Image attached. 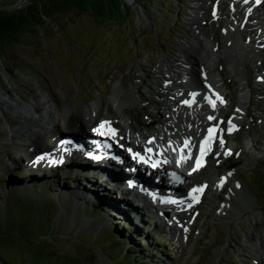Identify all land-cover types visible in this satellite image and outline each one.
Returning a JSON list of instances; mask_svg holds the SVG:
<instances>
[{
  "label": "rangeland",
  "instance_id": "374dc122",
  "mask_svg": "<svg viewBox=\"0 0 264 264\" xmlns=\"http://www.w3.org/2000/svg\"><path fill=\"white\" fill-rule=\"evenodd\" d=\"M1 1L0 7L11 8L26 0ZM126 1L130 7L125 16L107 22L79 11L67 18L53 13L49 26H40L36 44L15 43L0 53V258L5 261L0 264H262L264 244L255 241L264 233V124H257L254 131L258 148L247 143L243 127L233 140L244 163L232 178L254 195L257 209L237 219H215L216 204L224 193L217 198L208 193L186 239L162 226L152 214L145 212L137 219L130 209L125 211L128 217L110 208L115 202L127 209V203L118 202L122 191L110 193L112 183L99 186L84 178L81 171L91 168H72L81 162L72 160L63 163L62 169L44 173L28 172L34 143L25 130L32 131L33 140L43 148L54 144L51 137L56 133H82L86 126L90 130L88 109L96 103L104 106V110L98 107L96 120L108 114L115 117L117 110L110 104L114 90L116 98L125 101L128 88L145 75L144 65L158 70L163 56L177 53L181 42L192 38L196 28L190 25L191 19L197 17L199 29L210 38L212 30L221 26L219 21L208 20L210 0L202 1L207 7L203 13L192 8L195 0ZM141 15L149 23H143ZM220 17L223 20L224 15ZM223 77L225 97L234 105L239 99L237 82ZM254 78L253 74L248 77L250 82ZM144 87L145 83L143 92ZM258 101L251 104L253 116L264 114V101ZM146 110L154 111L153 105ZM72 112L80 116L72 117ZM51 119L54 124L48 123ZM58 125L63 126L59 131ZM78 174L81 183L72 176ZM34 175L43 176L36 180ZM74 206L84 209L75 217ZM72 220L81 224L76 222L73 228Z\"/></svg>",
  "mask_w": 264,
  "mask_h": 264
},
{
  "label": "bare ground",
  "instance_id": "6f19581e",
  "mask_svg": "<svg viewBox=\"0 0 264 264\" xmlns=\"http://www.w3.org/2000/svg\"><path fill=\"white\" fill-rule=\"evenodd\" d=\"M202 1L203 0H195L196 4L193 5L192 8L196 12L203 13L206 10L207 7L202 3ZM211 2L213 3V7L210 11L213 13V16L211 15L208 18L212 20L216 19L214 22H221L220 28L217 27V29L212 30L213 38L208 37L205 35V31L203 32L202 29H199L198 24H201V22L197 23V17H194L191 19L192 21L190 24L192 27L196 28L194 32H191L192 38H187L182 41L180 49L177 53L174 51V53H169L163 56L158 70L148 68L150 67L149 65H144L143 70L145 71L146 76L140 75L138 78L139 81H137V83L132 87L128 88V96L125 101L122 102L123 99H117L116 95L118 94H116V91L114 90L115 93L114 96H112L114 99L112 98L110 100V104L115 107L117 114L115 117H109V114L107 117L102 116L103 123L105 121L109 122L105 125V128L102 129V131H104V133L108 136L115 138L123 145V147L127 149V155L121 152L122 149L120 147L114 150L116 156L123 162H125L126 156L129 157L128 155L134 156V153H144L150 159V164H153L156 158H160V160H162L160 168H166L170 165L172 168L181 169V167L187 166V171L189 172L191 169L194 173L193 176H196L198 181L203 182V180H205L203 175L207 172L205 173L204 168L200 169L196 166V159L191 160L192 150L196 147V138L200 135L204 128L209 126L208 121L212 123L214 122L213 124H215V126H220L224 122L221 117L228 118L230 115L232 116L231 120H236V123L238 125L240 124L244 128L247 134L245 139H247V143L251 146V148L257 144L255 142L256 137L254 132L257 128L255 120L256 118L261 117L260 123H263L264 114L260 113V115L253 116L254 112H252L251 109H254V107H251V104L255 103L256 100L264 101V66L262 65L264 64V19L262 18V16L264 17V11H261L262 8L258 9L257 5L253 10L247 9L245 12V9H240L235 3H233V7H230L227 12L226 4L229 0H211ZM215 5H218V10L214 8ZM221 11L225 13L226 16L223 20L220 19L221 17H218L219 19L217 18V15H219ZM202 19L199 20L202 21ZM140 20L143 23H149V19L143 17L142 15L140 16ZM253 25H257L260 29H258V27L257 29H254L252 27ZM222 26L225 32H221ZM215 27L213 26V28ZM223 74L226 77L234 78L237 82V95L239 96V99L236 101L234 108L231 110L228 109L229 105L225 100V89L227 86L225 85ZM252 74L255 75V78L250 82L248 77ZM203 79L218 90L217 95H214L215 107H213L212 104H207L203 97H200L201 102H198V105L185 103V99H187V95L185 94L189 87L199 84L200 90L203 91L201 86ZM144 83L146 87H144V89L146 90L143 92L142 86ZM205 89H207V87ZM211 100L214 99L211 97ZM221 100L223 102H221ZM104 104L106 106V103ZM149 104L153 105L154 111H145V109L149 107ZM98 107H101V109L104 110V106L100 103H96L95 105L89 107V116L87 118L89 124H93L94 120L97 119V116L99 115ZM102 110L101 114L103 113ZM223 111H228V113L223 115ZM125 114H128L129 116L126 117ZM71 115L72 117L75 115L78 117L80 116V114L74 112H72ZM91 115L94 118H90ZM40 116L42 118V115ZM49 117L53 118L57 116L50 114ZM209 117H213V119H209ZM102 120H100L97 125H99ZM50 121L48 123L54 124L53 119ZM47 126L50 127L49 125ZM58 126L59 131L63 126ZM106 128L108 131H106ZM16 129L17 128H14L13 131H16ZM84 129L85 132L88 133L89 129L87 126ZM112 129H115V133H112ZM25 133L26 134L24 135H26V137L34 143L33 151L37 154L39 147L37 146V143H35V139L33 140V136L31 135L32 131L25 130ZM48 134L52 135V133ZM76 134L78 133L76 132ZM12 135L14 137L16 136V134ZM63 135V132L59 134L60 137ZM224 137L225 140L223 146L218 143L217 146L213 148L212 154L216 158H222L224 156L223 152H225L227 148H230V150L231 148H234L235 145L233 140L237 137V132L224 133ZM106 138L107 137L104 139ZM150 138H152V141H150ZM86 142V138L85 140L80 141V143L84 146L88 145ZM72 144L73 143H67L64 141L63 143L58 144L56 149L60 150L61 146H70ZM251 144L254 145L252 146ZM178 147L182 149L184 160H180L176 156ZM255 147L258 148V146ZM129 149H131V151H129ZM74 151L75 150H73V152ZM94 153L97 155V153L99 154V151L95 150ZM75 154L80 155V157L77 158V161L81 162V164H74L72 167L73 169H79V166H82L85 170H87V168H91L92 170H88L89 172L81 171L83 172L82 175H84V178H90L95 182V185L99 186H107L112 183L111 186L113 189L109 190L110 193L115 191L117 193L121 190L122 193L118 192V202H125L128 206H130L129 208L127 206V209H125L114 202L111 204L110 208L118 210V212L120 211L128 217L130 215L125 213V211H129L130 209L131 211H129V213L132 212L137 219H141L143 215L142 213L145 212L158 217L157 215L159 211L167 208L170 211L169 217L165 219L158 217L157 220H159L161 225L165 226V228H171L173 233L181 232L183 235L186 234L188 236V230L191 226L190 220L195 213L194 211L196 206L189 208L187 207V203L182 201L173 203L165 202L166 204L163 202L160 196L166 193L168 186L164 185V183H160L155 178V174H161V170L155 172L152 171L151 168L146 167L145 170L142 168L139 169L142 172H137L126 167L127 165H122L123 163L121 164V161H118V163L112 161L111 159H104L96 162L87 156L86 151H82L78 148L75 151ZM118 158L117 160H119ZM22 159L24 158L22 157ZM70 159L67 157L68 162H72L73 159ZM47 163L51 165V167L55 164V162H50L47 157L39 158L38 160L32 161V163L30 162L27 170L29 173H39L38 169L43 170L49 167ZM63 163L66 162L64 161ZM63 163L59 162L54 166L58 164V166H61ZM175 165H179V167H175ZM133 167H138L136 162L135 164L133 163ZM235 169L230 168L229 174H227L228 176L224 182L216 185L211 192L210 196L215 198L223 195L224 193L216 204V210L213 215L215 219H222L224 216H230L231 218L237 219L247 213H253L254 210L257 209V206L254 204L256 201L254 195L251 192V194L248 193L247 188L244 187L240 180L232 178L233 175L236 174ZM145 171H151L154 174L147 173ZM175 171L177 170L170 169L169 173H173ZM70 174L71 173H69V175ZM127 175L130 176L126 177ZM41 176L43 175H34L32 177L38 180L37 177ZM70 176H68V178ZM72 176L76 178L78 177L77 180L81 179L79 174ZM102 177L105 178L106 181H103ZM127 178L136 180V183H129V179ZM124 185H126V188L129 187L130 192L133 191L132 195L135 198L133 196L132 197L134 199L127 195ZM173 185L178 190H182L181 187L179 188L177 186V183H174ZM150 187L153 188L156 195L148 194L145 198L143 195L145 194V189H149ZM85 189H87L88 192L90 190V188L88 189L86 187ZM83 194L85 195V193ZM125 194L128 197H126ZM140 197H142L143 200L138 203L136 198L140 200ZM75 198H77V194ZM83 198L84 196H82V199ZM89 202L90 201H88L87 204ZM86 205H84L85 209ZM238 207L240 210L235 212V209ZM110 208L108 212V208H106V212L111 214L112 212ZM71 211L72 214L74 213V217L81 213V211L77 210L75 206L72 207ZM76 222L77 224H81L78 221L72 220L73 228L76 225ZM86 222L87 221L82 223H89ZM90 222L96 223V219H92ZM257 223H261V220H257ZM256 243H260V245L264 244V233H260L256 237L255 244ZM99 264L101 263L99 262ZM262 264H264V258L262 259Z\"/></svg>",
  "mask_w": 264,
  "mask_h": 264
},
{
  "label": "trees",
  "instance_id": "16d2710c",
  "mask_svg": "<svg viewBox=\"0 0 264 264\" xmlns=\"http://www.w3.org/2000/svg\"><path fill=\"white\" fill-rule=\"evenodd\" d=\"M129 7L126 0H26L20 7H0V53L15 43L36 44L40 26L45 24L49 26L48 19L53 13L67 18L68 14L79 11L92 14L100 21L107 22L121 19ZM91 202L97 207L101 204L103 206V203L94 200ZM134 258L142 261L138 256Z\"/></svg>",
  "mask_w": 264,
  "mask_h": 264
},
{
  "label": "snow or ice",
  "instance_id": "6c2138e0",
  "mask_svg": "<svg viewBox=\"0 0 264 264\" xmlns=\"http://www.w3.org/2000/svg\"><path fill=\"white\" fill-rule=\"evenodd\" d=\"M245 2H247V0H245ZM221 102H223V101L221 100ZM185 103L187 104L188 101H185ZM209 103H211L212 106L215 107V102L212 101L211 99L209 100ZM238 111H239V110H238ZM209 119H213V117H209ZM108 123H109V122L105 121L104 123H102V124L100 125V128H98V129H96V130H97L98 132H100V133L103 135L104 133H103L102 129H104V128H105V125H107ZM229 125H230V127H229V131L231 132L232 128H234L235 126H234V125H231V122H230V121H229ZM111 131H112V133H115V129H112ZM213 131H214V129H209V144L211 143V134H212ZM220 144H221V146H223V144H224L223 139L220 140ZM129 151H131V149H129ZM149 151H151V150H149ZM204 152H205V149H204V147H203V145H202V147H201V153H202V155L204 154ZM228 154H231V153H228ZM134 158H140V153H134ZM142 162L147 163L146 160H143ZM165 162H166V161H165ZM200 165H201V161L198 160V161H197V167H199ZM155 166H156V165L153 164V167H155ZM194 170H195V169H194ZM204 187H206V185H205V186H202L201 188L193 189V192H194V193L202 192ZM193 199H194V200H198V197H197V196H193Z\"/></svg>",
  "mask_w": 264,
  "mask_h": 264
},
{
  "label": "water",
  "instance_id": "95a60500",
  "mask_svg": "<svg viewBox=\"0 0 264 264\" xmlns=\"http://www.w3.org/2000/svg\"><path fill=\"white\" fill-rule=\"evenodd\" d=\"M20 2H18V7H20V5H22L21 3L19 4ZM127 4H128V1H127ZM0 262H2L1 258H0ZM81 264H84L83 261H81Z\"/></svg>",
  "mask_w": 264,
  "mask_h": 264
}]
</instances>
